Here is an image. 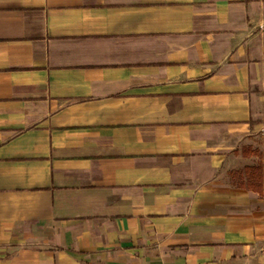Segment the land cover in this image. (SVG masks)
<instances>
[{"label":"crops","instance_id":"crops-1","mask_svg":"<svg viewBox=\"0 0 264 264\" xmlns=\"http://www.w3.org/2000/svg\"><path fill=\"white\" fill-rule=\"evenodd\" d=\"M263 132L264 0H0V264H264Z\"/></svg>","mask_w":264,"mask_h":264},{"label":"trees","instance_id":"trees-1","mask_svg":"<svg viewBox=\"0 0 264 264\" xmlns=\"http://www.w3.org/2000/svg\"><path fill=\"white\" fill-rule=\"evenodd\" d=\"M246 176L248 178V182L246 184L242 183L241 187L247 190H251L254 192H258L259 194H263L262 191V170L260 168L254 169H245Z\"/></svg>","mask_w":264,"mask_h":264},{"label":"rangeland","instance_id":"rangeland-1","mask_svg":"<svg viewBox=\"0 0 264 264\" xmlns=\"http://www.w3.org/2000/svg\"><path fill=\"white\" fill-rule=\"evenodd\" d=\"M261 134H263L261 137H260V139L258 140V144L260 145V146H264V132L263 133H261ZM254 162H257V160H255ZM247 169V168H246Z\"/></svg>","mask_w":264,"mask_h":264}]
</instances>
